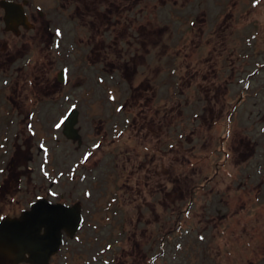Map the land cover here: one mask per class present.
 <instances>
[{
  "label": "rangeland",
  "instance_id": "1",
  "mask_svg": "<svg viewBox=\"0 0 264 264\" xmlns=\"http://www.w3.org/2000/svg\"><path fill=\"white\" fill-rule=\"evenodd\" d=\"M61 6L60 67L0 36V215L78 203L60 264H264V0Z\"/></svg>",
  "mask_w": 264,
  "mask_h": 264
},
{
  "label": "water",
  "instance_id": "2",
  "mask_svg": "<svg viewBox=\"0 0 264 264\" xmlns=\"http://www.w3.org/2000/svg\"><path fill=\"white\" fill-rule=\"evenodd\" d=\"M5 9L4 21L9 28L10 22L16 19L25 26V15L21 6L0 3ZM62 74L59 80L62 81ZM78 112L70 110L63 120V136L80 144L77 124ZM56 209L57 211H52ZM63 210V211H60ZM82 217L79 204L65 206L52 205L44 198L37 199L17 218L3 217L0 220V264H48L49 258L55 254L62 244L63 230L72 238L80 227Z\"/></svg>",
  "mask_w": 264,
  "mask_h": 264
},
{
  "label": "flooded vegetation",
  "instance_id": "3",
  "mask_svg": "<svg viewBox=\"0 0 264 264\" xmlns=\"http://www.w3.org/2000/svg\"><path fill=\"white\" fill-rule=\"evenodd\" d=\"M8 1L13 2L16 5L20 4L22 6V10H23V13H24L25 18H26V21L24 22L25 26L22 25L21 23L19 24V22H17L16 19H13V21L10 22L11 26H9V28H7L5 21H4L5 9L0 4V7H2V9L0 8L1 9L0 12L2 13L0 15V36L5 34L7 36H11L12 38H20L21 40H22V38H26L28 36L26 39L34 42V44H35L32 47V55L33 56H31L30 53L24 54L23 51H21V49H18V46L16 44H8L6 42L7 44H5L4 47L2 45L1 48L2 49L5 48L6 50H13L15 53V56L17 57V58L15 57V59L13 58L10 62L13 63V62H17V60H21L23 62L22 66L26 65L25 67H28L30 65V63L32 62V60H33V63L37 64V62H39L37 57H39L40 55H42V57L43 56L47 57V54H49V49L51 48L52 52L55 54L56 61L54 60V57H50L49 59H51V61L54 63V65L57 63V65L60 67L61 64L58 63V59L61 57V55H63V53L61 52L62 49H64L65 52H67L64 54H69V57H71V58L75 57L74 55H72L74 52H76V51L80 52L82 49L84 51L87 50L88 45H85L80 49H75L72 47V43L68 42V40L67 41L63 40L64 38H62V37L64 36V31L59 28L60 26H57L59 24H57V20H55L56 19L55 17L49 18L48 21L44 20L43 22H41L43 24V27L39 26V24H38V22H40L41 20L44 19L43 18V16L45 15L44 10H49L50 14L55 13L58 16L62 15V17H66L65 13H66V7L67 6H64V7L61 6L64 3V0H60V2H58V0H42V1L39 0L40 4L37 3L38 0H35V1L34 0H0V3L1 2H8ZM67 1L68 0H66V2ZM72 1H74V0H72ZM39 6L42 8L41 10L38 9ZM58 7L63 8L62 11ZM60 12H62V13H60ZM63 14H65V15H63ZM71 18H73L72 20L77 21L76 19L79 17L77 15L73 14V16ZM69 20H70V18H69ZM51 24H52V26L58 27V28H51ZM34 28L38 29V32H36V35L32 34V33H34L33 32ZM57 29L60 30L59 35L57 34V31H56ZM26 30H28V32L30 30V32H29L30 34ZM76 36H75V38H76ZM41 43H43V44H41ZM36 47H37V51H36ZM15 50L16 51L18 50V51L16 52ZM87 54H89V53H87ZM65 56H67V55H63V58ZM48 61H50V60H48ZM63 68L64 67H62L61 69H63ZM7 78H9L11 80L13 79L12 76H9ZM48 194L50 195V193H48ZM36 199H37V197L35 198V200ZM46 199L48 200V199H50V197H47ZM50 200H48V201L52 205L60 204L59 202H51ZM33 202L29 203L27 205V207L20 208L19 211H17V208H12L13 210H8L9 213L0 215V220L4 216H8V217H12V218L19 217L24 210H27L31 207V204ZM73 205H71V206H73ZM80 213H81V206H80ZM81 217H82V215H81ZM81 225H82V223H81ZM81 225H80V228H81ZM61 233L63 236L62 237L63 242L59 246L57 252L49 258L48 264H60V260H59L60 253L62 252L65 245L67 244V242H68L67 240L73 239V238L67 237L63 230H61ZM19 264H29V263L20 262Z\"/></svg>",
  "mask_w": 264,
  "mask_h": 264
},
{
  "label": "snow or ice",
  "instance_id": "4",
  "mask_svg": "<svg viewBox=\"0 0 264 264\" xmlns=\"http://www.w3.org/2000/svg\"><path fill=\"white\" fill-rule=\"evenodd\" d=\"M254 3H255V0H254ZM56 31H57V34L59 35V34H60V30L57 29ZM5 83H6V82H5ZM110 98L115 99L114 97H110ZM122 107H123V106H121V108H122ZM117 111H120V108H118ZM29 129L31 130V126H29ZM41 147H43V145H41ZM93 147H98V145H93ZM90 155H91L90 153H85V154H84V159L87 160L88 157H89ZM0 171H3V169H0ZM44 175L47 176L48 173H47V172H44ZM52 195H56V194H55V193H52ZM37 199H40V198L37 197ZM52 211L55 212V211H57V210H56V209H53ZM60 211H63V210H60Z\"/></svg>",
  "mask_w": 264,
  "mask_h": 264
}]
</instances>
